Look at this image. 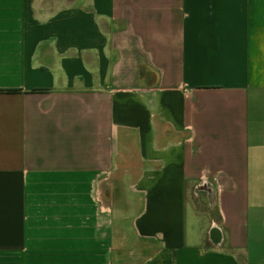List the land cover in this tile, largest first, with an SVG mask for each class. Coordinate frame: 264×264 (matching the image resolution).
I'll list each match as a JSON object with an SVG mask.
<instances>
[{"label":"crops","instance_id":"obj_1","mask_svg":"<svg viewBox=\"0 0 264 264\" xmlns=\"http://www.w3.org/2000/svg\"><path fill=\"white\" fill-rule=\"evenodd\" d=\"M0 264H264V0H0Z\"/></svg>","mask_w":264,"mask_h":264},{"label":"rangeland","instance_id":"obj_2","mask_svg":"<svg viewBox=\"0 0 264 264\" xmlns=\"http://www.w3.org/2000/svg\"><path fill=\"white\" fill-rule=\"evenodd\" d=\"M55 7H60L64 5V0L60 1L57 5L56 0H54ZM203 193V194H202ZM191 201L197 209L198 216L191 212L188 214V220L190 225H194L198 230H201L209 220L213 223L217 222V213L214 201L207 198L204 192L197 190L196 187L191 191Z\"/></svg>","mask_w":264,"mask_h":264}]
</instances>
